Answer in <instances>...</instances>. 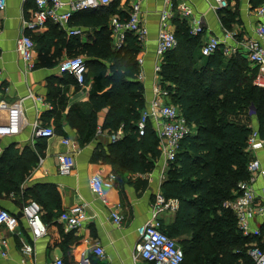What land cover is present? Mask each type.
Returning a JSON list of instances; mask_svg holds the SVG:
<instances>
[{
  "label": "crops",
  "instance_id": "0c3cea01",
  "mask_svg": "<svg viewBox=\"0 0 264 264\" xmlns=\"http://www.w3.org/2000/svg\"><path fill=\"white\" fill-rule=\"evenodd\" d=\"M6 1V8L0 10V26L3 29L0 35V101L23 100L26 122L19 133L0 136V157L7 147L13 144L16 148H27L35 152L38 160L27 169L26 177L16 191L0 196V207L9 209L19 218L17 232L0 227V237L8 238V256L0 258V264L22 263L25 257L20 249L21 236L28 239L34 247L33 254L25 258V264H55L58 259H62L63 264H151L141 258H135L134 248L138 240L137 227L151 219L156 195L158 192L163 194L162 185L168 174V169L163 170V156L159 154L151 170H129L120 175L115 171V167L104 159L105 154L109 153V144L115 141L111 139L108 131L102 130L98 133V129H102L104 124L108 108L98 112L96 137L88 143L80 144L79 131L68 121V113L72 105L89 99L91 85L79 84L74 76H66L65 82L59 83L53 79L65 76L64 72L59 71L58 65L81 44L93 43L96 39L106 38L105 35H108L115 48L110 29L111 17L117 10L127 11L134 0H110L107 4L76 12L72 18V26L80 28L81 32L74 35L79 43L75 48L68 45V40L73 35L68 34L62 25L54 21H48L41 30L31 31L30 34L36 43L33 68H29L18 54L16 40L23 31V21L35 18V2ZM172 1V22L175 31L176 20H183L179 9L181 3L189 4L196 15L203 17L205 31L200 34L201 42L211 36L223 39L229 32L233 34L231 44L241 43L244 37L254 35L257 24L264 19L257 14L259 6L253 8L250 0H227L226 8H216V0ZM165 6V0H143L141 4L143 22L148 28V36L142 43L143 48L139 54L144 57L145 77L142 83L145 109L148 108L153 95L157 36L160 14ZM102 18L107 20L106 27L98 20ZM224 55L231 57L234 54ZM55 88L59 90L53 94ZM49 94L52 95L53 101L49 100ZM7 113V110L0 109V122L7 121ZM36 120L44 125H52L56 135L50 139L35 138L33 123ZM250 123L258 127L255 115H252ZM151 125L153 127L152 122ZM120 127L123 130L120 138L122 139L125 131L123 126L118 129ZM65 138L70 140V144L63 142ZM64 152H69L74 160L72 172L66 175L60 174L58 170V155ZM256 155L264 167V148L258 150ZM96 172L104 175L114 173L117 176L115 186L106 189L103 196L96 194L90 185V177ZM255 186L258 196H263L264 176L258 177ZM165 198L177 199L166 196ZM78 203L86 204L87 220L77 228L66 230L63 223L58 221L59 211L62 212ZM178 207L177 199L175 208L163 209L158 216L160 223L161 220L165 224L172 223ZM115 208L123 215L120 224L112 217ZM34 212H39L48 225V233L38 238H34L28 224V216ZM252 223L254 227L260 228L259 237H262L264 216L257 217ZM182 238L184 236L177 239ZM263 242L264 236L261 240V243ZM97 245L104 248V255H98L94 251ZM65 246L70 248L66 251ZM261 247L264 250V244Z\"/></svg>",
  "mask_w": 264,
  "mask_h": 264
},
{
  "label": "trees",
  "instance_id": "16d2710c",
  "mask_svg": "<svg viewBox=\"0 0 264 264\" xmlns=\"http://www.w3.org/2000/svg\"><path fill=\"white\" fill-rule=\"evenodd\" d=\"M250 2L257 8L264 0ZM114 14L125 17L126 11ZM106 18L98 19L103 27ZM176 25L178 44L164 56L160 82L195 130L181 141L163 182V194L177 198L179 207L172 223L161 220V229L176 239L184 236L177 239L185 253L182 264H255L248 248L253 242L264 244V225L262 237L245 236L223 203L236 195L239 181L248 177L252 115L264 135V88L253 84L256 68L244 55L226 57L218 50L203 56L200 35L191 34L179 18ZM105 36L80 46L77 36L68 40L69 46H79L69 56H85V84L91 85L89 99L71 106L68 121L78 129L80 144H85L96 137L98 112L108 108L102 130L111 133L123 126L125 135L109 144L104 159L120 175L129 170L145 172L154 168L160 151L150 122L144 135L137 129L146 107L144 84L138 79L142 43L131 33L121 48H114ZM64 75L53 79L59 83L66 76L73 78L70 72ZM58 90L53 89V94ZM48 98L53 101L51 94ZM37 160L38 155L27 148L8 146L0 157V196L16 191Z\"/></svg>",
  "mask_w": 264,
  "mask_h": 264
},
{
  "label": "built area",
  "instance_id": "2783aa9c",
  "mask_svg": "<svg viewBox=\"0 0 264 264\" xmlns=\"http://www.w3.org/2000/svg\"><path fill=\"white\" fill-rule=\"evenodd\" d=\"M143 0H134L130 8L126 11L125 17L115 14L110 20V29L114 39L115 48H121L128 34H135L141 43L148 36V28L143 22L142 4ZM36 14L34 19L23 21V31L16 40V50L23 58L29 68L35 66L34 49L36 43L30 32L43 29L48 21H54L62 25L68 34L77 35L81 32L80 28L71 24L73 15L81 10L95 8L101 4H107L110 0H34ZM166 6L160 14V26L157 36L156 61L154 65L155 84L153 95L140 118L137 121L139 135L146 133L149 122L153 124V129L158 137V148L164 159V169L167 170L175 160L180 148L181 141L191 135L195 127L188 121L179 107L170 99V92L164 88L160 82V71L165 54L175 48L178 39L172 22L173 1L165 0ZM7 6L6 0H0V10ZM228 7L227 0H216V8ZM181 18L187 23L190 33L200 35L205 31L204 19L194 13L193 8L183 2L179 6ZM257 14L264 18V4L257 9ZM3 29L0 26V35ZM233 34L227 32L223 39L211 36L204 40L201 45V52L204 55H211L218 50L223 54L231 55L241 53L256 68L253 84L264 88V19L260 21L254 31V35L244 37L241 43L231 44ZM137 61L140 67L138 79L142 81L145 77L144 57L138 55ZM61 72H70L81 85L85 84V74L88 67L84 55L67 56L58 65ZM33 96V94H30ZM43 101L42 98H38ZM23 100L15 102L0 101V109L7 110V121L0 122V136L14 135L21 131L26 122L25 108ZM33 136L35 138L50 139L56 135L52 125H44L39 121L34 123ZM252 126V125H251ZM102 129H98L101 133ZM123 134L122 127L110 133L111 139L117 141ZM64 143L70 144L68 138L63 139ZM264 148V135H261L258 127L252 126V131L248 137L247 149L252 153L249 161L248 177L239 181L236 195L224 201L223 206L233 212L238 228L245 236H260V228L254 227L252 221L257 217L264 216V194L259 197L256 192V181L259 176H264V167L261 159L256 155L258 150ZM58 170L60 174H70L73 170L74 160L69 152L58 155ZM116 174L104 175L96 172L90 177V185L93 191L99 196H103L106 189L115 186ZM164 178V177H162ZM156 203L150 220L137 227L138 240L135 243L134 257L141 258L151 264H182L185 253L178 240L168 235L161 229L159 221L160 212L168 207L175 208L177 199L167 200L165 196L158 192ZM86 204L78 203L66 208L58 216V221L63 223L66 230H72L81 226L87 220ZM113 220L120 224L123 215L115 208L112 211ZM28 224L34 238L44 236L48 233V225L43 220L39 212H34L28 216ZM0 227L6 228L10 232L19 230V218L16 214L4 207H0ZM21 236V235H20ZM21 252L26 258L34 252L32 243L25 237H20ZM253 244V243H252ZM8 238L0 237V258L8 256ZM94 251L98 255H104L105 250L102 246H96ZM248 254L252 257L255 264H264V250L253 244L248 248ZM25 258L21 264H25ZM55 264H63L62 259H58Z\"/></svg>",
  "mask_w": 264,
  "mask_h": 264
}]
</instances>
